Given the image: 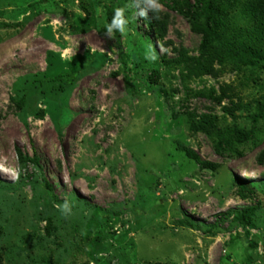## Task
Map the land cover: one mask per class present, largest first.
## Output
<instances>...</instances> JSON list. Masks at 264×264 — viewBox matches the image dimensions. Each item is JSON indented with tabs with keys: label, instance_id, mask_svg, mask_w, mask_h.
I'll return each mask as SVG.
<instances>
[{
	"label": "rangeland",
	"instance_id": "rangeland-1",
	"mask_svg": "<svg viewBox=\"0 0 264 264\" xmlns=\"http://www.w3.org/2000/svg\"><path fill=\"white\" fill-rule=\"evenodd\" d=\"M142 1L166 22L163 39L132 0H0V264H264V120H251L264 68L214 61L208 73L173 0ZM108 8L124 9L118 36ZM230 16L244 25L240 7ZM69 70L62 93L29 88ZM206 117L261 140L218 153L192 128ZM248 206L253 227L233 219Z\"/></svg>",
	"mask_w": 264,
	"mask_h": 264
},
{
	"label": "trees",
	"instance_id": "trees-1",
	"mask_svg": "<svg viewBox=\"0 0 264 264\" xmlns=\"http://www.w3.org/2000/svg\"><path fill=\"white\" fill-rule=\"evenodd\" d=\"M138 6V12L142 9L147 12V17H141L146 22L148 32H154L160 39L166 36V22L161 21L155 14L150 12L143 1L132 0ZM171 8L178 11L186 17L191 28L195 33L201 35L199 44L202 66L208 73H214L212 63L216 61L219 65H225L231 62L237 67H261L264 68V0H195V3L190 0H173ZM240 7V13L244 19V25H239L235 16H230L231 10ZM115 15V10L108 8L106 12L107 24H111ZM203 16V21L200 17ZM87 23V19H83V25ZM115 35L118 36L119 30L113 29ZM181 55L184 51H180ZM186 62H190L191 66L194 62H198L195 58L187 57ZM187 66V67H188ZM156 76L157 71H153ZM77 79V72L69 70L61 72L50 77L35 74L33 79L28 83L31 90L43 91L44 88L49 90L50 94L55 92L62 93L67 88L73 85ZM199 95H204L199 93ZM26 103V95L23 93L17 100V106L22 108ZM258 112L251 115V120L256 125L260 120H264V101L257 103ZM224 110L230 115H234L231 107H224ZM194 130H202L209 136L216 137L215 150L218 153L223 152L226 148L230 149L235 143L242 144L251 142L253 147H257L261 138L255 134L254 130L244 131L238 128L221 129L215 127L214 123L204 118L199 123L193 124ZM191 157L202 168L214 170L216 164L202 160L194 151H190ZM21 161H26L19 151ZM30 161L38 163L36 157L30 158ZM258 162H264V148L259 152L257 157ZM239 186L242 189L240 196L247 197V193L251 190L243 184L241 180ZM44 185L48 194L56 198L53 194L52 186L45 180ZM256 211L255 206H248L241 210H235L233 219L243 226H254L253 215ZM182 223L190 224L189 221H181ZM250 247H256L257 244L250 241ZM147 264H164L162 262H154Z\"/></svg>",
	"mask_w": 264,
	"mask_h": 264
},
{
	"label": "clouds",
	"instance_id": "clouds-1",
	"mask_svg": "<svg viewBox=\"0 0 264 264\" xmlns=\"http://www.w3.org/2000/svg\"><path fill=\"white\" fill-rule=\"evenodd\" d=\"M146 2L154 11H160L163 8V5H161L158 0H146ZM137 15L140 17H147V12L142 9L139 13H137ZM126 24L127 21L124 18V9L116 8L115 15L112 19L111 24L107 26V31L109 34L112 33L113 29H117L121 32H124Z\"/></svg>",
	"mask_w": 264,
	"mask_h": 264
}]
</instances>
